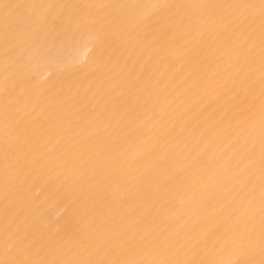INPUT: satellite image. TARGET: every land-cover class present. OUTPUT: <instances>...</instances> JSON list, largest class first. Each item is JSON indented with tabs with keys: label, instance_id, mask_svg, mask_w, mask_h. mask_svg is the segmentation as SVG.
I'll return each instance as SVG.
<instances>
[{
	"label": "bare ground",
	"instance_id": "1",
	"mask_svg": "<svg viewBox=\"0 0 264 264\" xmlns=\"http://www.w3.org/2000/svg\"><path fill=\"white\" fill-rule=\"evenodd\" d=\"M264 264L261 0H0V264Z\"/></svg>",
	"mask_w": 264,
	"mask_h": 264
},
{
	"label": "snow or ice",
	"instance_id": "2",
	"mask_svg": "<svg viewBox=\"0 0 264 264\" xmlns=\"http://www.w3.org/2000/svg\"><path fill=\"white\" fill-rule=\"evenodd\" d=\"M261 8H262V10H264V0H261ZM6 264H7V262H6Z\"/></svg>",
	"mask_w": 264,
	"mask_h": 264
}]
</instances>
